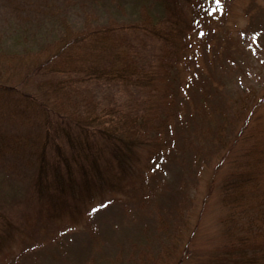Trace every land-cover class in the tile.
<instances>
[{
  "label": "rangeland",
  "instance_id": "374dc122",
  "mask_svg": "<svg viewBox=\"0 0 264 264\" xmlns=\"http://www.w3.org/2000/svg\"><path fill=\"white\" fill-rule=\"evenodd\" d=\"M204 2L210 8L204 39L191 52L184 47L187 54L197 50L196 55L183 57L182 64L180 59L171 72L158 69L155 75L158 94L174 89L182 95L175 96L170 123L160 128L162 138L155 137L159 126L149 131L154 140L141 148L137 168L124 179L129 188L96 190L50 212L34 197L33 171L0 163V264H230L225 249L233 244L237 229L230 238L231 224L224 221L229 210L220 205L216 188L221 174L214 169L218 159L209 139L223 114L233 120V111L244 100L254 108L246 141L264 145V0ZM160 4L0 0V52L14 54L28 43H53L58 34L75 32L93 20L125 22L145 12L161 15ZM11 27L26 31L19 30L22 37L17 39L10 36ZM36 33L43 37L32 42ZM147 43L142 62L152 58L150 38ZM93 91L117 102L129 92L136 95L135 89L108 84H95ZM182 96L189 98L187 105ZM261 180L257 195L264 192L263 170ZM245 194L248 206L255 208L258 197ZM262 234L252 233L246 248L264 251Z\"/></svg>",
  "mask_w": 264,
  "mask_h": 264
},
{
  "label": "trees",
  "instance_id": "16d2710c",
  "mask_svg": "<svg viewBox=\"0 0 264 264\" xmlns=\"http://www.w3.org/2000/svg\"><path fill=\"white\" fill-rule=\"evenodd\" d=\"M159 1L161 15L145 12L125 22L93 20L75 32L58 34L53 43L0 52V163L33 171L34 197L50 212L96 190L129 188L124 179L137 168L141 148L154 140L149 131L159 126L155 137L162 138L160 128L170 123L175 96L182 93L172 89V94H158L155 75L158 69L171 72L180 59L182 64L183 57L196 55L197 50L187 54L185 48L191 52L201 45L210 8L204 0ZM19 30L26 31L14 27L10 36L22 37ZM38 36L43 37L36 33L32 42ZM148 38L152 58L142 62ZM95 84L135 89L136 95L129 92L117 102L93 91ZM181 100L187 105L189 98ZM236 109L233 120L223 114L209 139L218 159L214 169L221 174L216 188L220 205L229 210L224 221L231 224L230 238L232 230L241 231H235L225 253L230 264H264L258 257L264 251L246 248L252 233L264 234V192L257 195L264 145L246 141L254 108L243 100ZM245 192L258 197L255 208L248 206ZM45 200L49 206H43Z\"/></svg>",
  "mask_w": 264,
  "mask_h": 264
}]
</instances>
